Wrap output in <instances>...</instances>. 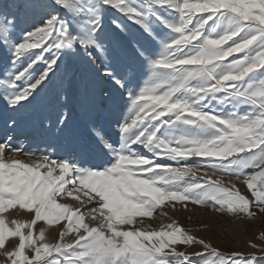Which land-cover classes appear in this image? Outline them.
I'll use <instances>...</instances> for the list:
<instances>
[{"label":"snow or ice","instance_id":"1","mask_svg":"<svg viewBox=\"0 0 264 264\" xmlns=\"http://www.w3.org/2000/svg\"><path fill=\"white\" fill-rule=\"evenodd\" d=\"M0 118V264H264V0H13Z\"/></svg>","mask_w":264,"mask_h":264},{"label":"rangeland","instance_id":"2","mask_svg":"<svg viewBox=\"0 0 264 264\" xmlns=\"http://www.w3.org/2000/svg\"><path fill=\"white\" fill-rule=\"evenodd\" d=\"M13 0H0V9L6 8ZM72 95V94H70ZM72 107V125L69 130V138L74 141L82 142L87 145L91 143L88 136L87 122L81 117L78 106L73 104ZM8 132L4 125L3 119L0 118V138ZM32 142H38V138L33 137ZM169 215L178 217L184 226L198 227L200 222L211 223L214 225V233L216 236L215 243L226 247L229 250L252 252L254 251L247 246V242L252 238L253 229H248L245 224L248 222L240 223L220 217L214 213L207 212L199 209L198 207L192 212H169ZM191 221V224H190ZM160 221H153V227L158 226ZM256 230V235H259V230L264 227L258 221L251 222ZM261 253L257 252V255Z\"/></svg>","mask_w":264,"mask_h":264}]
</instances>
